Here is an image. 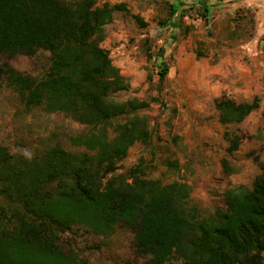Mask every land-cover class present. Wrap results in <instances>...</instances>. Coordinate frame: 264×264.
<instances>
[{"label": "trees", "instance_id": "trees-1", "mask_svg": "<svg viewBox=\"0 0 264 264\" xmlns=\"http://www.w3.org/2000/svg\"><path fill=\"white\" fill-rule=\"evenodd\" d=\"M123 8L97 0H0V87L17 92L27 107L45 105L102 129L72 138L87 149L81 155L55 144L27 158L0 144V264H86L62 245L77 224L99 235L129 227L141 264H264V164L252 187L227 189L225 206L210 214L186 183L115 174L129 147L149 139L147 121L138 116L116 124L112 140L105 134L115 119L147 106L112 97L128 85L101 42ZM39 50L50 54L41 75L10 61ZM161 64L163 78L169 67ZM255 106L219 102L233 122Z\"/></svg>", "mask_w": 264, "mask_h": 264}, {"label": "rangeland", "instance_id": "rangeland-1", "mask_svg": "<svg viewBox=\"0 0 264 264\" xmlns=\"http://www.w3.org/2000/svg\"><path fill=\"white\" fill-rule=\"evenodd\" d=\"M97 3L124 4L105 26L101 42L128 85L112 97L147 105L105 127L112 140L118 123L138 116L148 124L149 139L129 147L115 174L140 172L161 184L186 183L204 214L225 206L227 189L252 187L264 164V0ZM49 55L39 50L10 61L25 73L41 75ZM4 60L0 57V63ZM161 63L169 67L163 78ZM225 100L256 106L233 122L219 107ZM101 131L45 105L27 107L17 92L0 87V144L13 154L32 158L59 144L81 155L87 149L72 138ZM133 237L127 226L99 235L77 224L62 235V245L77 250L86 264H141Z\"/></svg>", "mask_w": 264, "mask_h": 264}, {"label": "crops", "instance_id": "crops-1", "mask_svg": "<svg viewBox=\"0 0 264 264\" xmlns=\"http://www.w3.org/2000/svg\"><path fill=\"white\" fill-rule=\"evenodd\" d=\"M247 2H249V1H247Z\"/></svg>", "mask_w": 264, "mask_h": 264}]
</instances>
